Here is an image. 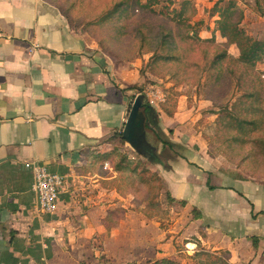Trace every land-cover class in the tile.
Returning <instances> with one entry per match:
<instances>
[{"label": "crops", "instance_id": "crops-1", "mask_svg": "<svg viewBox=\"0 0 264 264\" xmlns=\"http://www.w3.org/2000/svg\"><path fill=\"white\" fill-rule=\"evenodd\" d=\"M129 91L96 42L52 1L0 0V264H101L99 257L102 264L182 263L179 253L199 243L227 251L230 264H264V158L260 178L222 162L201 132L177 126L176 109L168 115L153 107L159 131L147 120L166 143L149 151V170L165 197L185 203L167 202L174 221L163 228L143 206L132 208L135 194L122 190L126 168L114 167L116 155H109V138L123 130L130 110ZM28 161L65 175L54 214L33 209ZM188 233L195 241L175 247Z\"/></svg>", "mask_w": 264, "mask_h": 264}, {"label": "rangeland", "instance_id": "rangeland-1", "mask_svg": "<svg viewBox=\"0 0 264 264\" xmlns=\"http://www.w3.org/2000/svg\"><path fill=\"white\" fill-rule=\"evenodd\" d=\"M120 1L122 0L58 2L67 10L73 26L85 31L107 56L109 66L117 80L124 90H130L128 95L130 106L135 96L141 94L144 102H148L149 98L153 99L154 102L150 105L156 109H163L168 115H172L175 109L176 112L180 111L182 117L177 116L181 118L177 126L185 127L196 135L201 132L200 139L208 145L212 156L222 155L224 157L220 159L222 162L230 166L239 164L241 172L246 169L253 177H263L264 62L256 64L254 88L243 82L241 84L243 89L240 91L236 90V86L228 88L225 85L217 86L218 83L211 86L212 82H218L212 81V78L208 87L201 83L205 71L212 72L213 69L208 68L209 61L217 53L227 52L228 58L225 59L224 65L230 70L239 71L235 61L239 55L236 45L225 43L220 33L215 32L217 30L213 20L217 19L214 17L218 14L217 10L232 5L234 11L232 17L238 19V27L246 35L264 41L263 1L257 5L254 0H127L115 14L105 18L104 14ZM138 5H144L152 12L145 13ZM199 21L202 24H196ZM191 27L197 31V35H190L194 40L185 38L189 32L191 33ZM157 56L164 58L159 60ZM150 67L158 75L152 74ZM198 84L200 95L196 93ZM129 85L137 87L128 89ZM242 94H248L242 106L247 111L245 115L240 116L252 120V124L244 125L242 128L231 125L228 130L221 129L216 120L217 109L210 103L198 109L203 96L214 100L225 97L222 101L228 99L231 104L236 98L243 99L240 97ZM167 132H165L167 137L173 134L172 131ZM137 137L141 147L138 151L127 143L118 142L117 138L112 139L115 148L113 154L116 155L113 162L123 157L121 165L126 168L123 173L125 176L122 190L134 193L132 208L140 209L139 206H143V210L149 214V219L160 222L161 228L167 224L173 225L174 220L171 219L173 214L168 206L161 180L157 174L149 170V161L155 158V150L153 154H149V151L162 142L153 129L142 128ZM133 164L135 170L132 172ZM224 168L228 170L231 167L221 168L226 172ZM161 193L162 196L159 197ZM80 199V196H77V205L83 209V201H79ZM177 230L174 227L170 234L175 236ZM94 236V245L101 251L102 240ZM187 236L183 245L175 247L184 250L185 241H195L191 234L188 233ZM211 247L215 245L211 244L206 251L211 252ZM202 249L205 251L204 246L199 243L194 252L179 253L182 263L197 264L191 256ZM227 254V251L220 250L219 255L227 257ZM101 258L104 257H99V263L102 264ZM107 261L109 262L108 259Z\"/></svg>", "mask_w": 264, "mask_h": 264}, {"label": "trees", "instance_id": "trees-1", "mask_svg": "<svg viewBox=\"0 0 264 264\" xmlns=\"http://www.w3.org/2000/svg\"><path fill=\"white\" fill-rule=\"evenodd\" d=\"M50 1H52L54 4H56L59 7V9L63 13V15L67 18L71 27L76 29V27H74L72 24L73 22H72L71 18L69 17L67 10L65 8H63V6L60 2H58L59 0L58 1L57 0H50ZM64 1H66V0H64ZM254 1L257 5H259L262 1L264 3V0H254ZM126 2H127V0H122L118 3H116L109 11H107L104 14V17L105 18L110 17L113 14H115L121 6L126 4ZM185 4H186V2H185ZM134 6H136V5L134 4ZM138 6L145 13L152 12L148 8H145L146 6H144V5L143 6L138 5ZM181 11H183V10H181ZM217 13H218L217 19H215V26H216L215 29L217 31H219L220 36L225 40V43L236 45V47L239 51V55L236 57L235 61H236V67L239 68V71L236 72L235 69L230 70L229 68H227L224 65L225 59L228 58L227 52L224 51L221 53H217L212 57V59H210L209 65H208L209 69H213L215 71H213V70H212V72L205 71L203 82H201V83L208 87L209 83L211 81L210 78H212L213 79L212 81H218V82H212L211 86L215 83H218V85L216 84L217 86L225 85L228 88L236 86V90L240 91L243 89L241 87V84L243 82L245 84L247 83L249 86L254 88V85H255L254 77L256 76V72H255L256 64H260V63L264 62V41L258 40V39L252 38L249 35H246L243 32V30H241L238 27V23H239L238 19H233V17H232L234 14L232 5H229L226 8H222L221 10L218 9ZM103 19L104 18H102V20ZM196 24H202V22L199 21ZM191 29H192L191 33L189 32V34L187 36H185V38H188L190 40H194V38H192L190 35H197V31L192 27H191ZM194 37L196 38V36H194ZM99 42H100V40H99ZM153 56H154V54L151 56L152 59H153ZM157 57H158L157 59H159V60L164 58V56H157ZM165 57H170V56H165ZM150 69L152 71V74L158 75L155 73V71L151 67H150ZM234 79H236L235 82H234ZM232 81H233V84H232ZM135 87H137V86L136 85L127 86L128 89H132V88L134 89ZM138 88L140 89L141 87L139 86ZM196 93H197V95L201 94L199 84L196 85ZM247 95L248 94H242L240 97H243V99L242 98H236L233 102H231V104L228 101V99L222 101V99L225 97H221V98H219V100H214L212 98L211 99L205 98V96H203V99L209 100L211 102L212 107L214 109H217V113L216 112L215 113H216V120L218 121L219 127L221 129L228 130L231 127V125H233L232 127H236V128L241 127L242 128L244 125L252 124V120H249L243 116H240V114L245 115V112L247 111V109H245V107H242L244 98H248ZM201 96H199V97H201ZM150 106L151 105L149 104V102H146V101L144 102V100H143L142 110L144 112H146ZM130 107L131 106L129 105V108ZM145 128L153 129L147 123L145 124ZM156 136L158 139L160 138L159 135L157 134V132H156ZM113 138H117L118 142H120L122 144L125 143V140L122 138V131L115 133L109 139L112 141ZM162 143L166 144L164 141H162ZM168 146H170V144H168ZM114 149L115 148H113L112 151L109 153V155H113L112 157H114V154H113ZM123 161H124L123 157H121V159H119L117 162H113L114 167H117V169H120L122 167L121 163ZM135 166H136V164H135ZM132 170L133 171L135 170L134 164L132 166ZM209 187L213 188V186H210V185H209ZM166 199H167V202L169 203V205H174L175 203H177L179 205H184V203H185L183 200H180V201L175 200L174 198H172L169 195V193H166ZM261 213H263V212H261ZM252 240H253V243L256 242V238L253 236H252ZM191 258H194L196 260L197 264H230L228 262L226 256H222V255L215 254L212 252H207L204 250L195 252L193 254V256H191ZM152 264H182V263H180L179 261H176V260L169 259V258H161V259L154 261Z\"/></svg>", "mask_w": 264, "mask_h": 264}, {"label": "built area", "instance_id": "built-area-1", "mask_svg": "<svg viewBox=\"0 0 264 264\" xmlns=\"http://www.w3.org/2000/svg\"><path fill=\"white\" fill-rule=\"evenodd\" d=\"M148 102L153 104L154 101L149 98ZM24 167L32 173L33 209L40 214H54L57 211L60 193L66 181L65 175L51 171L45 164L37 161L25 162Z\"/></svg>", "mask_w": 264, "mask_h": 264}, {"label": "water", "instance_id": "water-1", "mask_svg": "<svg viewBox=\"0 0 264 264\" xmlns=\"http://www.w3.org/2000/svg\"><path fill=\"white\" fill-rule=\"evenodd\" d=\"M142 104L143 96L141 94H138L132 102L122 130V138L137 151L139 150V148H141L140 144L138 143L137 133H139L140 129L145 128L147 120L156 131L160 130L157 122V114L153 106H150L149 109L144 112L142 110Z\"/></svg>", "mask_w": 264, "mask_h": 264}, {"label": "flooded vegetation", "instance_id": "flooded-vegetation-1", "mask_svg": "<svg viewBox=\"0 0 264 264\" xmlns=\"http://www.w3.org/2000/svg\"><path fill=\"white\" fill-rule=\"evenodd\" d=\"M145 129H147V128H145Z\"/></svg>", "mask_w": 264, "mask_h": 264}]
</instances>
